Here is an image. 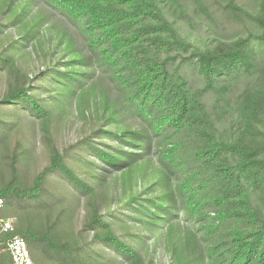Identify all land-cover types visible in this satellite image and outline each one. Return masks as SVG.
Returning a JSON list of instances; mask_svg holds the SVG:
<instances>
[{"label":"trees","instance_id":"obj_1","mask_svg":"<svg viewBox=\"0 0 264 264\" xmlns=\"http://www.w3.org/2000/svg\"><path fill=\"white\" fill-rule=\"evenodd\" d=\"M0 201L34 264H264V0H0Z\"/></svg>","mask_w":264,"mask_h":264},{"label":"built area","instance_id":"obj_2","mask_svg":"<svg viewBox=\"0 0 264 264\" xmlns=\"http://www.w3.org/2000/svg\"><path fill=\"white\" fill-rule=\"evenodd\" d=\"M2 256H7L10 264H34L25 241L15 234L14 219L0 216V257Z\"/></svg>","mask_w":264,"mask_h":264},{"label":"rangeland","instance_id":"obj_3","mask_svg":"<svg viewBox=\"0 0 264 264\" xmlns=\"http://www.w3.org/2000/svg\"><path fill=\"white\" fill-rule=\"evenodd\" d=\"M8 34V33H6ZM5 37H7V35H5ZM32 63V62H31ZM28 60H27V64H31ZM157 263L156 264H168V260L166 257L162 256L161 254H159L157 257H156V260H155Z\"/></svg>","mask_w":264,"mask_h":264}]
</instances>
